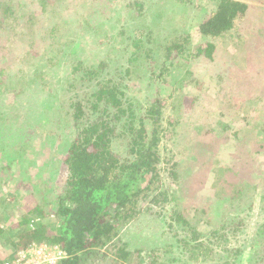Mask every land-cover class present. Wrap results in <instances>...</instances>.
<instances>
[{"label": "trees", "instance_id": "trees-1", "mask_svg": "<svg viewBox=\"0 0 264 264\" xmlns=\"http://www.w3.org/2000/svg\"><path fill=\"white\" fill-rule=\"evenodd\" d=\"M81 1L78 10H75L80 19L70 22L60 19V28L53 24L44 26L46 31H49L47 34L35 28L37 15L27 10L25 3L20 0H0V33L14 32L21 25L22 28L25 27L18 36L14 35L8 47L1 50V59L5 58L4 63H8L17 54L22 70L24 65L32 63L38 66V70L29 73L23 70L21 74L15 72L14 62L0 68L1 94L8 92L14 96L18 88L33 91L31 86L45 87L49 80L47 78L50 68L65 61L66 66L71 68L70 76L76 75L77 83L92 90L90 96L76 100L70 105L72 111H68L67 115H70L75 127L72 139L65 140L62 144L53 140V144L54 141L55 145L59 144L54 148L57 152L65 153V157L59 163L54 158L57 161L55 164L52 159L47 158L49 166L41 167L42 169L35 164V158L30 157L25 163L21 162L22 151L18 148L23 147L26 156L33 145L31 143L37 141L34 147L41 146V150H46L48 154H57L49 153L52 148L44 143L40 144L41 136L40 139L36 138V135L47 129H44L48 123V118H45L47 115L42 117L40 127H34L38 126L39 121L34 123L32 120L34 108L32 109L31 102H17L15 97L20 98L18 94L10 102L15 109L14 117L4 120L3 125L6 127L0 128V134H9L0 141V166H3L7 173L6 179L3 180L5 184L2 186L5 188L14 183L11 184L12 189L8 196L10 201L15 203H18L16 192L21 189L30 190L35 187L37 191H33L30 203L16 210L17 213L22 211L27 212L26 214L20 212L16 215V212H11L9 220L5 217V226L0 227V264H14L19 252L39 244L62 253L57 264H168L159 261L156 256L155 252L158 250L155 245L160 241L158 238L145 236L138 248L128 249L136 237L130 238L132 230L130 232L127 228L136 224L149 210V203L164 209V205L171 201L170 194L174 197L179 195V199L177 197L175 200L180 203L170 209L169 223L181 225L186 235L190 234L184 245L187 247L188 244L194 243L193 258H198L197 256L207 249L200 239L208 235L225 239L222 232L226 225L224 218L222 222H216L218 216L214 215L215 212L210 207L191 203L193 199L190 193L186 195L189 199H185L180 188L179 179L193 171L198 164L202 165L201 161L204 163L205 160L200 159L201 163L197 165L196 162L199 155L203 158L206 154L192 151L182 160L184 164L182 161L175 163L174 156L181 152L172 153V150L168 149V141L173 143L175 137L182 134L188 139L192 135L210 131L207 118L212 109L205 105L200 90L194 94L181 95H173L171 92L167 98L157 93L156 99L146 103L137 101L135 97L128 98L126 93H132V85L135 83L141 84L139 76L147 74L148 68L151 72L148 77L152 78L151 82H165L166 77L171 75L181 77L177 84L183 87L185 77L198 74L193 70L197 64L202 61L212 64L215 62L214 54L219 49L218 45L227 36L234 40V47L231 49L235 51H231V55H237L238 51L244 53V41L241 36H237V32L242 22L251 23L254 19L251 14L253 4L250 0H216V6L195 25L198 37L201 40L203 38L202 47L195 50L191 49L192 29H189L194 24L188 23L189 17L186 18L190 10L187 8L188 1L177 0L180 4L184 2V5L178 8L175 28L180 22L183 27L184 24H189V28H174L170 31L163 24L171 26L168 20L169 12L165 15L156 9L159 13L151 15L148 10L153 7V3L150 5L147 1L143 3L140 0H131L125 4L124 9L117 3L119 0H114L117 5L109 6L110 18H114V21L91 28L87 16L90 15L94 4ZM120 1L125 3L130 0ZM259 1L264 4V0ZM67 2L69 0H36L42 11H46L50 5L66 9ZM148 4L150 7H146ZM200 9L203 8L198 5L196 10ZM146 15L151 17V21L144 20ZM137 19H143L145 22L139 24L140 21L135 22ZM83 25L89 27L86 36L76 40L67 38L73 33L70 31L72 29L84 30ZM102 29V34L107 35L105 38L99 34ZM257 35L264 38V28L258 29L254 36ZM89 37L93 41L87 40ZM41 39L49 42L48 46L40 51L36 45ZM80 39L81 42L77 43ZM72 41L75 42L74 45ZM119 51L128 55L124 65H117L118 59L113 58ZM99 52H102L101 56ZM26 73L32 75L33 79L31 76L30 79L28 75L25 76ZM36 78H39V81ZM194 78L197 83V75ZM74 80L75 78L68 79L70 83ZM65 81L67 79L58 81L61 87L65 85ZM130 81L135 83L131 85ZM240 85L239 83L237 86L241 87ZM252 86L253 82L246 87L251 90ZM67 87L74 86L68 84ZM52 89H55L54 84ZM56 90L60 92L63 89L56 87ZM34 92L37 93V90ZM21 94H24L23 90ZM27 94L30 95L31 91ZM257 96L235 92V95L229 94L226 97L229 104H225L235 111L231 112V115L223 109L219 111L221 118L218 124L221 126V132L227 134L230 131L231 121L242 120L244 123L236 132L227 134L224 140L234 137L238 142H251L253 138L250 137V132L264 135V120L258 116L260 111L253 116L250 112L251 106L245 104L250 98L260 97ZM219 101L223 103L225 99ZM23 104H26L24 108H16ZM86 110L91 111L92 119H89ZM14 118L17 123L22 121V125H17ZM61 127L62 123L59 122L56 130ZM24 137L27 144L21 146L20 139ZM216 155L214 153L211 157L214 159ZM186 161L192 169L184 166ZM169 167L175 169L170 177L177 189L170 184L168 191L165 184L166 179L170 178L167 174H171ZM180 168L181 172L178 170ZM25 170L27 172L24 174ZM213 171L217 173L214 185L223 184V189L215 193V203L226 197L224 194L229 190L233 199H239L249 193L245 186L248 183L233 173L231 168L221 166L219 169L213 168ZM261 200H264V195H261ZM51 215H54L55 219L49 222ZM200 222L217 224V229L211 233H201L197 226ZM127 231L130 235L125 237L123 234ZM134 235L140 236L138 233ZM128 238L130 239L126 240ZM4 248L11 250L8 249L7 257H4V251H7Z\"/></svg>", "mask_w": 264, "mask_h": 264}, {"label": "rangeland", "instance_id": "rangeland-1", "mask_svg": "<svg viewBox=\"0 0 264 264\" xmlns=\"http://www.w3.org/2000/svg\"><path fill=\"white\" fill-rule=\"evenodd\" d=\"M20 1L26 4L28 7L27 10H30L35 15H37V23L35 28H38V31L44 33L46 32L47 34L49 31H46L44 26H52L53 24L58 25L57 27L60 28V19H67L69 22L80 19L78 18L79 14L75 10H78V5L82 2L81 0H69V2L66 3V9L64 7L60 8L54 7L55 5H50L46 11H42V7L36 3V0ZM140 1L143 3L144 1H147L150 3V5L153 3V7L149 8L148 10V12H151V15L158 12L157 10H159L161 13H165V15L167 12H169L168 15L170 17L168 20H170L171 26L163 23L165 24L164 27L169 31L175 28L177 24L176 20L178 18V8L180 5H184V2L180 4L177 0ZM184 1H188L189 3L187 8L190 10L186 17H189L188 23L192 24L193 22L194 24V26L190 28L189 24H184V27L192 29L191 40L193 43L191 49L197 50L202 47L203 38L201 40L198 37L197 26L195 25L205 18L212 7L216 6V0ZM85 2H92L94 4V6H92L90 15L87 16L90 23L89 27H99V25L103 23L108 24L114 21V18H110L111 12L109 11L110 4L117 5L114 4V0H111V2L110 0H83V3ZM130 2L131 0L125 3L120 0L117 1V3L121 4L120 6L122 9H124V6H126L125 4ZM250 2L253 4L251 14L253 15L254 19L252 18L253 20H251V23L242 22L237 32V34H239L237 36H241L243 38L244 43H242V46L244 53L242 52L241 54L238 51L236 53L237 55L232 56L231 51H235V49H231L234 47V40L227 36V38H225L218 45L219 49L214 54L215 62L213 64L202 61V63L197 64V67L193 69L195 73H198L194 74V77L197 75V83H195V78L193 76H187L182 82L184 86L180 87L177 84V80H180L181 77L177 78L171 75L166 77L165 82H151L152 78H148L151 76V72L148 68L146 69L147 74L139 76L141 77V84L137 85L135 82L130 81V84L135 83L136 85L131 84L133 86L132 93H126L128 98L135 97L137 101L146 103L156 99V95H158L157 93L167 98L168 94L171 92H173V95H181L182 93L194 94L199 90L201 91V97L204 98L205 105H209L210 109H212V112L207 118L210 124V131L203 132L202 134L196 136L192 135L190 136L191 138L189 137L188 139L185 134L176 136L173 143H170V140L168 141V149H171L172 153L181 152V154L179 153L174 156L173 161L175 163L184 160V158H186L189 153L191 154L192 151L194 153L199 152L201 154H206V156L203 158L201 155H199V160L196 162V165L201 162L202 165L198 164L193 171H190L189 174H186V176H184L182 179H179L181 183L180 188H182V195L185 197V199H189L186 195L187 193H190V196L193 199L191 200V203H197L199 205L213 209L215 212V214L214 212L213 214L218 216L216 220L217 223L222 222L221 220L224 218L223 221L226 225V228L223 229L222 233L225 235V239H218L215 235L202 237L200 241L204 243V246L207 249L204 250L202 254H199L197 256L198 258H193L192 251L194 250L192 245L194 243H190V245L188 244L187 247L184 245V242L187 240L188 235L190 234L186 235V233L182 230L181 225L169 223L170 209L175 204L180 203L175 200L177 197L179 199V195L174 197L172 194H170L171 201L164 205V209L159 208V205L155 206L153 203H149V210H147L143 216L139 218L136 224L127 228L128 231L130 230V232L132 230L130 238L136 237L135 240L130 244V247H128L130 250L138 248L139 243L141 244V240L143 241L145 236H151L160 239V241L155 245L158 250L155 253L158 257V260L163 263L264 264V200H261V195H264V135L263 133L258 135V133L253 134L250 132V137L253 138L251 142L244 140H239L240 142H238L234 139V137L224 140L227 137V134L230 135L231 133L239 130L244 122H242V120H237L235 122L231 121V127L229 128L230 131L227 134L221 132V126L218 124L221 118L219 113L221 109H223L226 113L229 112L230 115L231 112L235 111V109L227 107L225 104H229L226 97L229 94L235 95V92L236 94H238V92L241 94L246 92L247 95L253 94L254 96H260L257 99L250 98L245 104L251 106L250 112L253 113V116L254 114L259 113L257 111H260V114L258 115L260 117L259 119L264 120V38L260 35L254 36L258 29L264 28V15L262 18H260V16L264 14V7H262L264 4L260 3L259 0H250ZM150 5L148 4L146 7H150ZM198 5L203 9L196 10ZM145 17L146 18L143 19L146 22L151 21V17L147 15ZM143 19H137L135 22L138 23L140 21L139 24H141L142 22H145ZM255 19H258V21L256 22ZM259 19H263V21H260ZM54 22H57L58 24H54ZM89 27L87 28L83 25L82 28L84 30L81 31H75L76 29H72L70 31H73V33L68 35L67 38L76 40L78 37L86 36V31L89 32ZM184 27L183 23L180 22L175 29L183 30ZM21 30H25V27L22 28V25L14 32L0 33V68H4V65L14 62V67L16 69L15 72H18L19 74L23 73L24 71H28L29 73L30 71L38 70V66L35 63H32V65H24L23 71L20 68L21 65L18 61L19 57H16L17 54L15 55L14 53L13 55L15 56L11 58L12 60H10V62L8 61V63H4L3 60L5 58L1 59V50L4 47H8L13 41L14 35L18 36ZM103 30L104 29H102L99 34L105 38L107 35L102 34ZM47 36L48 35H46V37ZM87 40H91V38L89 37ZM39 42L40 43H38L36 47H38V50L41 51L45 48V46H48L47 43L49 41L41 39ZM79 42H81V39L77 41V43ZM72 43L74 45L75 42L72 41ZM72 43H70V46H72ZM101 54L102 52H99V56H101ZM127 57L128 55L123 51L116 52V54L113 55L114 59H118L116 62L117 65H124L126 63ZM65 63L66 61L60 62L57 67L50 68L49 76L47 78L49 80L47 81L45 87L31 86L33 91L31 89L25 90V88H18L15 91V93L17 92L16 94L20 95V98L15 97L17 102H31V107L32 109L34 108V119L32 118V120L34 123H36V120L39 121L38 126L36 125L34 127H40V124H42V117L47 115L45 118H48V123L44 128L47 129L36 135V138L40 139L41 136L40 144L44 143L47 145V147L52 148L49 153L57 152L54 147L57 148L59 144H62L65 142V140L68 141V139H72L71 136L73 137L74 135L75 127L72 118L70 115H67L68 111H72L70 105L76 100L84 99L86 96H90L92 91L88 86H82L81 83H77L76 75L70 76L71 68L67 67ZM36 74L39 75L40 73ZM27 75L29 79L30 76L33 79L32 75L26 73L25 76ZM72 78H75V80L70 83L68 79L72 80ZM18 79H21V77H18ZM65 79H67V81L63 82L65 85L61 87L60 82L58 81ZM36 80L39 81V78H36ZM191 80L194 81L192 82ZM17 81H15V83H17ZM252 82L253 86L251 90H249L247 87ZM239 83L241 84V87L237 86ZM24 84L26 85V81H24ZM53 84L55 85V89H52ZM68 84H71L74 87L68 88ZM56 87L63 90L59 92V90H56ZM22 90L24 91V94H21ZM35 90H37V93L34 92ZM29 91H31L30 95L27 94ZM6 93L7 94L0 93V128L5 126L3 125V121L11 120V117H14L15 113V109L11 106L10 102L13 101L16 94L13 96L11 93ZM220 99H225L227 102L224 101L221 103L219 101ZM38 102H42L43 104ZM25 105L26 104L18 105L16 108L22 109ZM86 112L89 119H92L90 116L91 111L86 110ZM14 121H16L15 118ZM59 122L62 123V127L59 130H56ZM254 124L255 123H253V125ZM17 125H22V121H19ZM212 128L214 130H212ZM7 135H9L7 132H1L0 141H3L4 137ZM24 139H26V137L20 139L21 146L27 144V141ZM54 139L59 142V144H56L57 146L55 145V141L53 144ZM36 142L37 141H33L31 144L35 145ZM33 145L30 146L29 152L26 156H24L26 153L25 149L19 146L18 150L22 151V157L20 158L21 162L25 163L26 159L32 157L35 158V164H38L39 168H48L49 163L46 162L47 158L52 159V163L55 164L56 159L59 163V161L61 162L65 157V153L63 154L61 151L57 152L56 155H50L46 152V150H41V146H39L40 148H36ZM39 150L41 151L39 152ZM1 151L2 149L0 147V155L2 154ZM214 153L217 154L214 158L215 160L213 157H211V155ZM200 159L205 160L204 163ZM182 163L184 164L183 161ZM184 166L187 169H192L188 165L187 161ZM221 166L231 168L233 173H236L240 179L247 182L248 184L245 186L247 189H249V193L240 197L239 199H233L232 192L229 190L224 194L226 197H222L219 202L215 203V200H217L215 193L217 190L223 189V184L218 183L219 185H214L216 182L217 173L213 171V168L219 169ZM2 167L0 166V227L5 226V217L9 220V214L11 212L15 213L20 206L30 203L33 199V191H37L35 187H33L34 189L30 190L19 189L20 191L16 192V200H18V203L16 202V204L15 201H10L8 192L12 189V185L14 183L8 184L5 188L2 186L5 184L3 183V180L7 177V173ZM169 169L171 170V174L168 173L167 177L172 176V172L175 170L174 168L171 169V167H169ZM180 169L178 170L181 172L182 168ZM26 172L27 170H25L24 174ZM170 184L173 186V188L177 189V186L175 182L172 181L171 177L166 179V188L170 187ZM167 190L169 191L168 188ZM170 190L173 189L170 188ZM172 199H174V201H172ZM5 206L7 207L5 208ZM181 206H183V204H181ZM25 207L29 209L28 206ZM20 212L22 211H19L18 213ZM18 213L16 212L15 214L17 215ZM22 213L26 214L27 212ZM50 219L51 220H49V222L54 220L55 216L51 215ZM195 221L196 220H194V222ZM197 226L201 233H211L217 229V224L208 225L204 222L198 223ZM128 231L126 233L124 232L123 235L125 237L130 235V232L128 233ZM135 233H138L140 236L138 237L134 235ZM130 238L126 240H129ZM42 245L43 244L32 246V250H34L38 259H41V257L44 255L43 253H40ZM8 249L10 250V248H4V250H7H3L6 252L4 257L8 256ZM237 251L239 254H237ZM143 255H145V253H143Z\"/></svg>", "mask_w": 264, "mask_h": 264}, {"label": "built area", "instance_id": "built-area-1", "mask_svg": "<svg viewBox=\"0 0 264 264\" xmlns=\"http://www.w3.org/2000/svg\"><path fill=\"white\" fill-rule=\"evenodd\" d=\"M41 247L40 253L44 254L43 257L40 256L41 259H38L36 253L32 250L33 248H31L29 250L19 252L14 264H57L62 253L58 251L55 252L56 250L45 246Z\"/></svg>", "mask_w": 264, "mask_h": 264}]
</instances>
